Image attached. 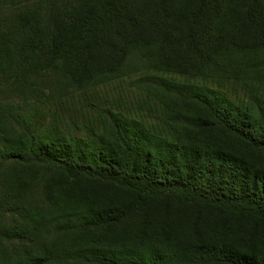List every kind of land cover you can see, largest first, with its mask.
I'll use <instances>...</instances> for the list:
<instances>
[{
	"label": "trees",
	"instance_id": "obj_1",
	"mask_svg": "<svg viewBox=\"0 0 264 264\" xmlns=\"http://www.w3.org/2000/svg\"><path fill=\"white\" fill-rule=\"evenodd\" d=\"M187 53L200 84L153 74ZM142 68L153 126L110 112L80 145L23 114ZM95 226L145 244L87 248ZM0 264H264V0H0Z\"/></svg>",
	"mask_w": 264,
	"mask_h": 264
},
{
	"label": "rangeland",
	"instance_id": "obj_2",
	"mask_svg": "<svg viewBox=\"0 0 264 264\" xmlns=\"http://www.w3.org/2000/svg\"><path fill=\"white\" fill-rule=\"evenodd\" d=\"M138 49L139 48H133L130 50L131 52L129 55H127L128 60L125 62L127 70H131L130 68L138 66H147L142 64L143 62L140 60V56L136 53L131 55L132 52ZM190 56H193V54L189 55L187 53L182 62L181 67L184 71H177L173 68L170 69L171 66L168 62L160 63L161 61L155 60V70L159 71H153V74L163 77L164 79L176 80L179 83L190 81L197 84L199 81L189 78L192 75L188 72L191 71L190 69H186L185 63L190 61ZM148 73H152L150 69L142 68L140 73L128 78L125 77L115 81L107 80L108 82L106 80L104 81V79L95 80L88 84L86 88H80L79 86L75 87L76 84H71L72 87L69 89L70 93H68L62 101H53L43 105L41 108L35 106L33 102H28L25 103L26 106L24 107L23 114L26 116L28 125L32 126L33 132L35 131L39 135H43V137L52 136V138L57 140H76L80 145L82 144L81 141L93 137V131L97 133L100 132L99 122L102 121V118L105 116L110 117V112L114 114L123 113L127 118L145 121L149 126H153L157 123V116L159 117V114L152 95L148 96L149 93L147 89H149V91L155 88L157 89L160 83H156V85L155 81L154 83L150 82V80L145 77L147 76L145 74ZM152 86H154V88ZM223 88L228 92L232 101L238 102L239 104L243 103L247 105L250 101L254 100L252 91L256 90V88L244 84H226L223 85ZM174 205L175 209L173 212L182 214L186 211L182 209L179 204ZM76 223L82 225L80 221ZM167 224L169 223L167 222ZM82 226H78L75 231L69 229L68 233L73 235L83 233L86 229H83ZM92 229H94L92 230V237L90 235L83 243L87 248L93 245L90 242L92 240L95 241L96 246L99 247H103V244L108 241L106 248L117 251L118 253H124V251H127L129 248H134V250L139 249L136 245L140 241L135 240L134 244L126 242L122 236L123 230L115 231V233L112 231L118 238L113 236L112 239L109 240L104 237L105 235L101 228L95 226V228ZM173 234L177 236L180 235V232L175 229ZM182 243H185L182 244L185 252L186 250H190L191 247L194 248L190 240L183 239ZM144 244L145 242H140L139 245L142 247ZM169 252H171V250H168V253Z\"/></svg>",
	"mask_w": 264,
	"mask_h": 264
}]
</instances>
